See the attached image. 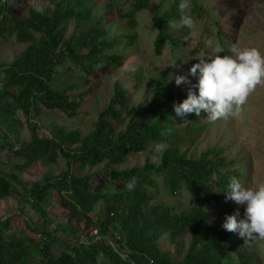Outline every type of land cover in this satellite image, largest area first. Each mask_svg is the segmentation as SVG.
<instances>
[{
  "label": "trees",
  "instance_id": "trees-1",
  "mask_svg": "<svg viewBox=\"0 0 264 264\" xmlns=\"http://www.w3.org/2000/svg\"><path fill=\"white\" fill-rule=\"evenodd\" d=\"M108 1L115 5L116 0ZM167 1L170 4H160L153 15V48L158 55L165 43L180 52L183 41L169 33V25L179 19V0ZM245 1L229 0L234 6ZM21 2L0 0V40L14 36L30 43L10 65L0 63V149L11 156L0 160V199L18 196L32 208L36 220L12 214L21 217L20 226L11 215L0 218V264H96L98 252L104 253L103 264H148L146 257L154 264H256L259 254L254 243L244 244L235 233L214 227L207 218L236 210L243 213L242 205L225 200L223 190L233 176L244 184L245 169L236 159L220 156L216 148L197 158L186 156L179 144H194L202 127L192 120L187 128L175 127L181 118L175 116L172 105L178 103L164 76L153 85L151 99L136 105L129 103V88L116 83L108 105L84 136L57 124L48 128V134L41 132L35 120L40 108L75 118L90 90L89 79L101 68L122 67L128 54L124 50L136 42V35L106 37L103 17L93 14L95 0H49L48 6L39 5L42 14L31 6L25 18L17 19L12 8L16 4L20 8L15 12L26 9ZM149 6L150 0H132L126 12L116 4V12L131 29L136 26V14ZM206 13L196 5L190 13L186 10L192 18ZM70 24L76 30L66 37ZM181 32L184 38L190 36L186 28ZM217 35L224 50L219 55L229 54L225 33L218 30ZM202 41L203 37L199 48ZM22 122L28 133L24 140ZM158 143L165 145L158 162L115 168L130 154H142ZM60 157L65 168L59 173L38 181L23 179L39 164L55 163ZM98 165L101 168L93 171ZM104 175L108 188L100 182ZM133 176L136 184L128 191L124 186ZM182 190L190 194L192 204L178 213L163 199ZM50 203L61 206L76 225L94 231L92 235H82L69 222L55 225ZM186 231L191 233L189 246L176 260L161 241L180 250Z\"/></svg>",
  "mask_w": 264,
  "mask_h": 264
},
{
  "label": "rangeland",
  "instance_id": "rangeland-1",
  "mask_svg": "<svg viewBox=\"0 0 264 264\" xmlns=\"http://www.w3.org/2000/svg\"><path fill=\"white\" fill-rule=\"evenodd\" d=\"M26 9H20V5H13L12 14L15 18H25L28 8L34 4L48 6L49 0H22ZM132 0H116L115 5H111L108 0H95L93 14L95 18L103 17V22L108 29L106 37H113L123 34L136 35V42L126 51L127 59L125 64L117 69H99L94 78L89 79L90 90L87 88L80 90L87 91L84 96V103L81 112L75 118H68L58 111H49L40 108L36 121L41 125V132L48 134V128L52 124H57L67 131H79L82 136L91 132L94 128L98 115L108 105L114 91L116 83L124 88H129L130 104L147 103L152 96V88L159 77L167 78L168 83L179 104L186 98L187 90L196 83L197 77L189 76L190 84H181L176 86L174 78L176 75H187V69L193 63L198 62V58H207L212 54L214 47L220 46V38L217 35L218 30L225 33L224 38L228 48L232 45L238 47H255L264 55V0H246L242 6H234L229 0H190L187 12L190 13L192 5H196L202 10L207 11L205 16H193L194 27L190 30V36L184 38L181 27H176L174 22L169 25V33L177 36L181 42L180 52L174 51L165 43L161 54L155 53L153 41L156 36L153 15L155 9L160 4L165 6L170 4L167 0H150V6L139 11L136 14V26L129 28L126 18L123 19L116 12V4L126 12L130 8ZM21 2V4L23 3ZM74 25L70 24L66 28V37L75 31ZM203 41L200 45L201 38ZM205 40L212 41L211 44H205ZM29 42H19L14 36L0 40V63L5 66L10 65L29 45ZM219 55L220 53H216ZM175 58L179 68L170 66L169 63ZM61 71L65 68H60ZM140 76L138 79L137 77ZM3 85V73H0V87ZM194 90V89H193ZM79 91V92H80ZM195 91V90H194ZM194 115V114H193ZM184 116L175 122V127L187 128L189 120L195 121L200 125L201 130L196 133L195 143H180V148L186 153L187 157L197 158L200 153L216 148L219 155L227 160L236 159L244 170L245 186L255 187L259 183H264V85L257 86L248 96L246 102L238 112L233 115L209 122L206 114L197 116ZM21 138L27 139V129L22 122L20 127ZM162 144V143H158ZM164 145V144H162ZM157 144H151L146 152L142 154H130L128 160L115 166L116 169H129L133 166H142L146 161L152 163L158 162L160 154L164 151L157 149ZM10 154L5 149H0V160H10ZM234 167H236L234 165ZM65 161L60 157L55 163H41L30 172L22 175L27 181L42 180L48 174L59 173L64 170ZM98 165L92 170H98ZM105 188L109 187V179L103 176L100 181ZM163 201L174 206L179 212L187 211L192 204L190 194L182 190L174 197H166ZM49 210L53 216L55 225H65L70 223L79 233L84 236H90L94 231L85 230L82 226L76 225L69 220L66 211L56 203L49 204ZM19 213L25 217H31L36 220L34 211L23 202L18 196L12 195L0 199V218L12 216ZM225 215L214 217L208 215V221L216 228L221 227ZM14 224L23 225L20 216H12ZM239 218H242V213ZM191 233L186 231L181 239V246L176 248L166 240H162V246L168 250L176 260H180L186 252L190 243ZM256 252L259 258H255L256 264H264V241L254 242Z\"/></svg>",
  "mask_w": 264,
  "mask_h": 264
},
{
  "label": "clouds",
  "instance_id": "clouds-1",
  "mask_svg": "<svg viewBox=\"0 0 264 264\" xmlns=\"http://www.w3.org/2000/svg\"><path fill=\"white\" fill-rule=\"evenodd\" d=\"M190 0H179L177 12L179 19L176 27L193 29L194 20L186 14ZM34 11L43 13V8L34 4ZM212 41L205 40V44ZM214 47L212 54L207 58L200 57L187 69V75L180 74L174 78V84L180 86L190 84L189 76L197 77L196 83L187 90L186 98L179 104L173 103L172 108L176 117L194 114L199 117L201 111L206 114L209 122L224 119L238 112L246 102L250 93L259 86L264 85V55L255 47H229V54L217 55L223 52ZM170 66L179 68L175 58ZM195 91H194V90ZM157 149L164 145L157 144ZM136 184V177L130 178L124 186L132 191ZM225 200H231L238 206H243L242 218L240 211L225 215L221 228L235 233L244 244L264 241V183L255 187H248L240 179L230 177L225 190ZM148 264H154L151 258L146 257ZM96 264H103L104 253L98 252L95 257Z\"/></svg>",
  "mask_w": 264,
  "mask_h": 264
}]
</instances>
